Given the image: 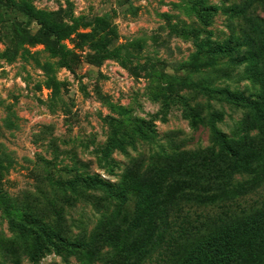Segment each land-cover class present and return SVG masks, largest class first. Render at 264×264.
<instances>
[{
	"label": "rangeland",
	"instance_id": "obj_1",
	"mask_svg": "<svg viewBox=\"0 0 264 264\" xmlns=\"http://www.w3.org/2000/svg\"><path fill=\"white\" fill-rule=\"evenodd\" d=\"M255 17L264 0H0V264H104L58 255L59 237L150 244L143 223L173 211L218 133L259 135Z\"/></svg>",
	"mask_w": 264,
	"mask_h": 264
},
{
	"label": "trees",
	"instance_id": "obj_2",
	"mask_svg": "<svg viewBox=\"0 0 264 264\" xmlns=\"http://www.w3.org/2000/svg\"><path fill=\"white\" fill-rule=\"evenodd\" d=\"M249 28L250 58L259 59L264 56V19L252 18ZM236 99L256 105L245 97ZM257 122L259 135L248 132L237 142L218 133L222 150L209 151L210 160L199 163L195 183L171 203L173 211L153 213L143 223L146 229L152 228L150 244H101L98 248L96 244H69L59 237L58 255L72 249L80 255L103 254L104 264H153L154 260L159 264H264V199L249 206L238 201L264 187V157L260 164L257 153L260 143L264 149V116ZM247 150L253 156L245 160ZM9 155L0 145V162ZM225 156L231 161L225 163ZM188 205L206 212L184 213ZM214 206L220 211L208 210Z\"/></svg>",
	"mask_w": 264,
	"mask_h": 264
}]
</instances>
